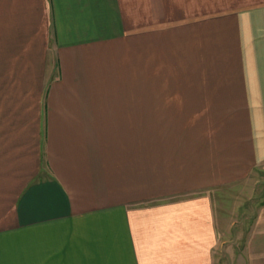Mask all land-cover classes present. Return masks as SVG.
<instances>
[{
  "label": "crops",
  "instance_id": "0c3cea01",
  "mask_svg": "<svg viewBox=\"0 0 264 264\" xmlns=\"http://www.w3.org/2000/svg\"><path fill=\"white\" fill-rule=\"evenodd\" d=\"M227 255L264 264V0H0V264Z\"/></svg>",
  "mask_w": 264,
  "mask_h": 264
},
{
  "label": "rangeland",
  "instance_id": "374dc122",
  "mask_svg": "<svg viewBox=\"0 0 264 264\" xmlns=\"http://www.w3.org/2000/svg\"><path fill=\"white\" fill-rule=\"evenodd\" d=\"M242 198H244V199H242L241 201H245L246 199L248 200V196L250 195V191H249V187L247 188V189H245V190H243L242 192ZM250 209V207H248L245 203L242 205V211H245V210H249ZM242 240H244V239H242ZM233 241H236V240H231L229 243H232ZM228 243V242H227ZM241 245V244H240ZM239 245V247L240 248H242V246H240ZM240 251V250H239ZM238 256V255H237ZM228 257H231V256H229V255H227L226 256V261H227V264L228 263H230L231 262V260L229 261V258ZM243 257V255L241 254V255H239L238 256V258H239V260H240V258H242Z\"/></svg>",
  "mask_w": 264,
  "mask_h": 264
}]
</instances>
